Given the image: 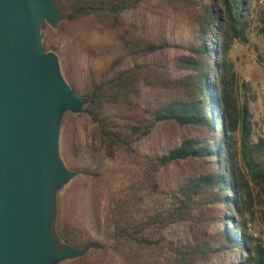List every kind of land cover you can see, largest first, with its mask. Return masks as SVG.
Returning <instances> with one entry per match:
<instances>
[{
	"label": "trees",
	"instance_id": "1",
	"mask_svg": "<svg viewBox=\"0 0 264 264\" xmlns=\"http://www.w3.org/2000/svg\"><path fill=\"white\" fill-rule=\"evenodd\" d=\"M62 2L69 13L56 31L44 25L45 48L90 100L66 117L63 147L88 181L86 217L64 214L58 232L95 246L67 264H264L249 226L253 189L264 220V139L253 140L230 57L247 42L249 0ZM83 30L107 51L85 80L74 56Z\"/></svg>",
	"mask_w": 264,
	"mask_h": 264
},
{
	"label": "water",
	"instance_id": "2",
	"mask_svg": "<svg viewBox=\"0 0 264 264\" xmlns=\"http://www.w3.org/2000/svg\"><path fill=\"white\" fill-rule=\"evenodd\" d=\"M68 13L62 0H0V264H63L95 248L58 232L60 193L79 175L61 154L63 124L90 100L45 48L44 25Z\"/></svg>",
	"mask_w": 264,
	"mask_h": 264
},
{
	"label": "rangeland",
	"instance_id": "3",
	"mask_svg": "<svg viewBox=\"0 0 264 264\" xmlns=\"http://www.w3.org/2000/svg\"><path fill=\"white\" fill-rule=\"evenodd\" d=\"M249 4V11L247 12L248 28L245 33L247 42L234 43L230 57L234 63V71L238 86L237 93L241 97H246L249 101V109L252 116L251 120L253 122V140L258 141L260 138L264 139V0H249ZM51 29L54 31L58 30ZM60 38L61 35L57 33L54 39L55 42H58ZM102 38L103 37L97 36L94 32L87 30L80 31V37H78L76 45L78 52H75L74 55L76 59L75 70L80 79L85 80L86 71L84 67L86 64L92 67L94 71L99 68L100 64H105L107 51H104V46L106 42ZM68 115L70 114L66 115L67 118ZM66 117L65 119L69 121L70 119ZM76 125L80 132L84 125L83 122L77 119ZM64 126L65 120L61 135L62 157ZM78 176L60 193L59 220L64 214L68 215L71 214V212L76 213L80 219L82 218V220H85L88 186L84 184H88V181ZM112 184L113 181H111V179H106L104 182L100 183L101 187L104 189ZM253 194L255 198V219L254 222L249 225L252 228V232L256 234L258 238L261 237L264 241V220L261 217L263 204L260 203L257 192L254 189ZM63 264H67V262Z\"/></svg>",
	"mask_w": 264,
	"mask_h": 264
},
{
	"label": "built area",
	"instance_id": "4",
	"mask_svg": "<svg viewBox=\"0 0 264 264\" xmlns=\"http://www.w3.org/2000/svg\"><path fill=\"white\" fill-rule=\"evenodd\" d=\"M250 226V225H249ZM251 227V226H250ZM255 237H257V235L255 234Z\"/></svg>",
	"mask_w": 264,
	"mask_h": 264
}]
</instances>
